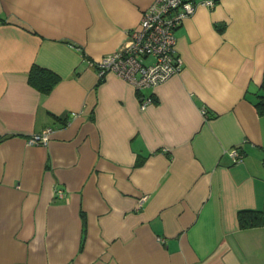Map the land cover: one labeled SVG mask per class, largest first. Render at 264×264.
Wrapping results in <instances>:
<instances>
[{
	"label": "crops",
	"instance_id": "1",
	"mask_svg": "<svg viewBox=\"0 0 264 264\" xmlns=\"http://www.w3.org/2000/svg\"><path fill=\"white\" fill-rule=\"evenodd\" d=\"M151 1L0 0V264H264V0L198 4L154 87L101 78Z\"/></svg>",
	"mask_w": 264,
	"mask_h": 264
},
{
	"label": "built area",
	"instance_id": "2",
	"mask_svg": "<svg viewBox=\"0 0 264 264\" xmlns=\"http://www.w3.org/2000/svg\"><path fill=\"white\" fill-rule=\"evenodd\" d=\"M198 4L212 7L214 1L152 0L143 12L140 27L130 33L131 43L93 63L98 75L103 78L109 72L115 73L139 90L154 87L179 72L182 59L175 51V30L185 18L194 13ZM149 56L153 57V60L144 62ZM152 99L151 94L144 95L139 102L140 108L145 109ZM52 132V127H44L32 133L27 138V143L45 145ZM231 154L237 159L242 156L236 147L232 149ZM56 193L60 198H64V189L57 188Z\"/></svg>",
	"mask_w": 264,
	"mask_h": 264
},
{
	"label": "trees",
	"instance_id": "3",
	"mask_svg": "<svg viewBox=\"0 0 264 264\" xmlns=\"http://www.w3.org/2000/svg\"><path fill=\"white\" fill-rule=\"evenodd\" d=\"M28 77L30 84L44 93L49 92L53 85L58 81L56 73L37 64L32 65L28 72ZM255 104L260 111H264V98L259 99ZM237 217L239 225L242 228L256 226L261 224L262 221L261 211L257 209H239L237 211Z\"/></svg>",
	"mask_w": 264,
	"mask_h": 264
}]
</instances>
